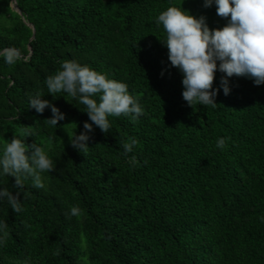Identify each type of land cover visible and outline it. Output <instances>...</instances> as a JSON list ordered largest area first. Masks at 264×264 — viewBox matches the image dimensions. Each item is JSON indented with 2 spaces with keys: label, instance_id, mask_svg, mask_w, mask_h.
I'll return each mask as SVG.
<instances>
[{
  "label": "trees",
  "instance_id": "1",
  "mask_svg": "<svg viewBox=\"0 0 264 264\" xmlns=\"http://www.w3.org/2000/svg\"><path fill=\"white\" fill-rule=\"evenodd\" d=\"M0 0V154L16 136L45 148L56 164L44 188L24 181L23 210L0 201V264H264V85L248 78L220 86L216 107L189 106L182 73L170 67L163 26L170 6L223 27L203 0ZM35 27V36L32 38ZM160 39V40H159ZM71 59L124 82L143 115L94 126L86 155L68 134L84 132L85 106L48 93L46 79ZM164 73L161 75V73ZM41 92L66 118L52 127L30 97ZM67 124V125H66ZM30 133V136L27 135ZM227 141L224 150L217 138ZM139 144L125 155L122 142ZM131 156L136 163H130ZM14 177L0 189L15 194ZM78 206L79 217L70 216Z\"/></svg>",
  "mask_w": 264,
  "mask_h": 264
},
{
  "label": "clouds",
  "instance_id": "2",
  "mask_svg": "<svg viewBox=\"0 0 264 264\" xmlns=\"http://www.w3.org/2000/svg\"><path fill=\"white\" fill-rule=\"evenodd\" d=\"M213 5L216 15L227 21L223 27L212 29L206 16L197 17L189 10L176 6L168 7L156 19V24L162 25L166 33V38L159 40L168 50L170 67L178 69L183 75L182 97L193 108L197 104L217 106L216 97L220 92V88H214L217 71L224 74L220 86L225 96L230 94L229 79L233 77L248 78L257 86L264 85V0H203V7ZM0 56L8 65L27 59L16 47L0 50ZM46 86L48 93L54 97L65 93L85 106L90 122H84V132L68 134L71 146L84 155L89 151L90 133L94 131V126L107 134L111 128L109 117L123 115L135 123L143 115L140 103L129 93L126 83L109 79L106 73L75 60L62 61L60 69L47 77ZM42 97L41 92L31 96L30 108L39 114L50 108L52 116L44 122L57 127L66 114ZM27 135L30 136V133ZM138 144L136 138L122 142L124 154L132 153ZM226 145L225 138H217L218 149L224 150ZM136 162V157L131 156L130 163ZM54 170L56 164L44 147L36 143L29 145L26 139L14 136L0 154V177H14L13 186L18 191L14 194L3 187L0 189V201L6 199L11 209L20 213L23 210L21 193L24 199L30 195L23 191L24 181L31 178L33 187L44 188L41 174ZM81 212L74 205L69 214L79 217ZM6 228L7 224L0 221V231Z\"/></svg>",
  "mask_w": 264,
  "mask_h": 264
},
{
  "label": "water",
  "instance_id": "3",
  "mask_svg": "<svg viewBox=\"0 0 264 264\" xmlns=\"http://www.w3.org/2000/svg\"><path fill=\"white\" fill-rule=\"evenodd\" d=\"M13 5L15 6V9H17L21 14H22V11H21V9L19 8V6H18V3H17V0H13ZM33 27H34V25H33ZM35 36V27H34V33H33V35H32V38Z\"/></svg>",
  "mask_w": 264,
  "mask_h": 264
}]
</instances>
